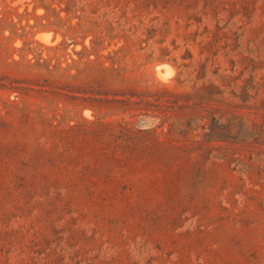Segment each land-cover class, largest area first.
<instances>
[{"label":"rangeland","instance_id":"rangeland-1","mask_svg":"<svg viewBox=\"0 0 264 264\" xmlns=\"http://www.w3.org/2000/svg\"><path fill=\"white\" fill-rule=\"evenodd\" d=\"M0 264H264V0H0Z\"/></svg>","mask_w":264,"mask_h":264}]
</instances>
